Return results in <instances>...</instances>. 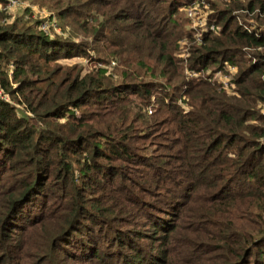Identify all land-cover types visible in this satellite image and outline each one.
<instances>
[{"label":"trees","instance_id":"16d2710c","mask_svg":"<svg viewBox=\"0 0 264 264\" xmlns=\"http://www.w3.org/2000/svg\"><path fill=\"white\" fill-rule=\"evenodd\" d=\"M29 1L94 44L0 7V264H157L175 235L195 264H264V0L211 1L200 39L188 0ZM87 49L92 70L56 63ZM226 62L231 89L185 78Z\"/></svg>","mask_w":264,"mask_h":264},{"label":"rangeland","instance_id":"374dc122","mask_svg":"<svg viewBox=\"0 0 264 264\" xmlns=\"http://www.w3.org/2000/svg\"><path fill=\"white\" fill-rule=\"evenodd\" d=\"M211 1L215 2L217 5H222L223 2H227V0H188L184 3V5L179 7V14L185 19V28L188 32V34L194 38H202L203 31H209V30H215L216 31V24L209 21L210 12L212 10L211 7ZM24 2L28 3L29 7L24 6H9L7 2L3 5H0V7L5 11V15L7 16L8 20H13L17 18L18 16L22 17L23 20L26 22H31L36 19H40L44 14H52L56 17L55 12L53 9H51L49 6H42L38 2H33L29 0H24ZM245 9H236L234 12L237 16L238 21L243 24L244 26H249V24H255L253 18L249 15L244 16L240 14V12H244ZM240 14V15H239ZM57 19V17H56ZM246 20V21H244ZM58 24L60 25V33L63 37H66L68 39H72L73 41H80L85 40L88 43H93V38L90 34L85 33L81 30L75 29L74 22L66 17L64 19H57ZM248 21V22H247ZM170 24V23H169ZM187 33L183 35V39L179 49L176 51V55L178 58L182 59V62L184 64H187L189 60V56L191 53H189L190 45L192 41L187 38ZM254 48H246L244 50L245 53H249L251 55V52L259 51L253 50ZM101 54H99L94 49H87V54L85 56L77 55L69 58H60L56 61L57 64H60L62 68H85V70L89 71L92 70L94 65H100L101 60L98 59ZM110 60V59H109ZM110 62V61H109ZM114 64L106 63L109 70H114L115 72H118L115 67L121 68L122 65L117 60H114ZM141 71H144L142 69ZM237 71V66L235 64H230L228 62L223 63L221 67H217L214 65H210L207 67L204 71H201L199 73L186 69L185 67V78L187 79H198L203 78L211 81H215L217 83H220L222 87L226 88H233L234 83L232 82L235 74ZM140 79H149L151 78L149 73H140V76H138ZM170 92L175 93V95H178L180 91L183 90V86L179 85L177 87H169ZM179 96V95H178ZM6 98V97H5ZM155 104L157 103V99H150ZM180 103V104H179ZM177 104H179L182 108H184L185 111H187L190 107L187 105L184 101L177 98ZM149 108V106H148ZM150 111V109L148 110ZM148 148V151L150 150L149 146L145 147ZM26 239V238H25ZM24 240V239H23ZM148 240L149 246L154 247L157 245L156 241ZM189 242V241H187ZM213 247V246H211ZM157 248V247H156ZM160 247H158L159 249ZM199 248V247H195ZM193 245L186 246L184 242L175 235L173 239L167 240V242L164 245V252H163V258L160 262L157 264H195L196 260L194 255L198 256L200 255L199 251L192 250ZM215 253H211L208 257V260L205 261V264H211V261L209 259L214 255ZM205 255V254H204ZM207 255V256H208ZM29 263L32 262V260L26 259ZM28 263V264H29ZM212 264H219V261H213ZM251 264V263H248Z\"/></svg>","mask_w":264,"mask_h":264},{"label":"built area","instance_id":"2783aa9c","mask_svg":"<svg viewBox=\"0 0 264 264\" xmlns=\"http://www.w3.org/2000/svg\"><path fill=\"white\" fill-rule=\"evenodd\" d=\"M7 4L9 6H14V7L28 5V3L24 2L23 0H7ZM39 27L43 31L50 34L54 32H60V25L58 24L56 17L52 14H44V16H42L41 20L39 21ZM110 63L114 64L115 62L111 61ZM0 96H3L1 87H0Z\"/></svg>","mask_w":264,"mask_h":264}]
</instances>
